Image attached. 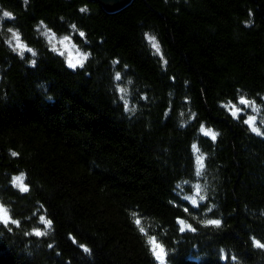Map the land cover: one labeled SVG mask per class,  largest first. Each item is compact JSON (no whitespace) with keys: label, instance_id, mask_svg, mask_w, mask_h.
Segmentation results:
<instances>
[{"label":"trees","instance_id":"16d2710c","mask_svg":"<svg viewBox=\"0 0 264 264\" xmlns=\"http://www.w3.org/2000/svg\"><path fill=\"white\" fill-rule=\"evenodd\" d=\"M0 17V264H159L154 244L166 264H264V0H0Z\"/></svg>","mask_w":264,"mask_h":264},{"label":"snow or ice","instance_id":"6c2138e0","mask_svg":"<svg viewBox=\"0 0 264 264\" xmlns=\"http://www.w3.org/2000/svg\"><path fill=\"white\" fill-rule=\"evenodd\" d=\"M81 11H86V9H81ZM3 17H9V18H11V17H12V14H11L10 12L5 11V12H3ZM0 19H2V17H0ZM72 27L75 28V25H73ZM9 31H12V30L9 29ZM45 34L47 35V33H45ZM79 35H80L81 37H83L85 34H84L83 32H80ZM13 36H14V38H15V39L17 40V42H18V43H17V46H18L19 48H21V49H24L25 46H24L23 44H20V43H19V36H18V34H17V33H13ZM52 38H54V37H50V41H51ZM68 39H69L68 37H65V38H64L65 41L68 40ZM149 40H150V42L152 43V46H153L154 48H156L157 51H159V45H158V43H156V41H155V37H151V36H150V37H149ZM61 43H63V41H61ZM54 48H55V46H54ZM27 50H28V51H32L31 49H27ZM33 55H35V53H33ZM86 59H87V56H86V55H84V56H82L80 59H78V60L76 61V63H73L72 60L70 59V60H69V65H70L71 67H73V68H75V67L77 66V64H80V65L82 66L83 61L86 60ZM32 63L35 64V61H33ZM116 79H117V80L120 79V75H119V74L116 75ZM120 91L123 92L124 89H121ZM240 103H241V104H245V105H247V104L250 103V101H248V100L244 99L243 97H241V99H240ZM233 108H235V106H233ZM238 111H239V109L234 110V111L232 112V115H233V116H236ZM253 119H254V118H251V117H250L248 120L245 121V123H247V124H249V125H252V123H253ZM251 130H252L253 132H256L258 135L260 134L259 129L256 128V127H252ZM200 131H201L202 133H204V135H206V136H210V137L212 138V140H215V139H216V135H217V134L214 133V132H212L210 129H205L203 126H201V127H200ZM193 148L195 149V148H196V145H193ZM13 155H17V153H13ZM199 159H201V158H198V160H199ZM197 174H199V173H197ZM14 183H15L18 187H20L22 191H27V190H28L27 187L23 184V177H22V176H18V177H16V178L14 179ZM192 203L195 204L196 201L193 200ZM40 219H41V221H42L43 223H46V224H48L49 226H51V221H50V220H45L44 217H41ZM9 220H10V217L8 216L7 210L3 207V205H0V221H3L5 224H7V223L9 222ZM12 223H18V222H17V221H12ZM137 223H139V221H137ZM181 223H183V222H181ZM208 223H209V224H213V225H217V226H218V225L220 224V221H219V220H210V221H208ZM43 234H44V233H42V232L39 231V230H37V231L35 232V235H37V236H41V235H43ZM255 244H256L257 247L264 248V244H261L260 241H255ZM85 251H88V249L85 248ZM158 258H159V256H158ZM233 259H235V257H233Z\"/></svg>","mask_w":264,"mask_h":264},{"label":"rangeland","instance_id":"374dc122","mask_svg":"<svg viewBox=\"0 0 264 264\" xmlns=\"http://www.w3.org/2000/svg\"><path fill=\"white\" fill-rule=\"evenodd\" d=\"M47 37H48V41L50 43V46H51L52 50H54L58 54H61L65 58V60H66V62H67L68 65H69V60L70 59L72 60L73 63H76V61L78 59H80L82 56H84V55L87 56V54L85 52H83L77 45H75L74 42L72 41V39L69 38V37H68L69 39L66 40V41L64 40V38L66 36L59 37V36H57L56 34H53V33H47ZM50 37H54V38H52L51 41H50ZM61 41H63V43H61ZM17 43H18L17 40L13 36L12 37V44H13V47L18 52H20V53H27V52H30L31 53L32 52V51H28L27 50L29 48L24 44V42L20 39V37H19V43L20 44H23L25 46V48L24 49L19 48L17 46ZM54 46H55V48H54ZM85 61L86 60L83 61V64H84ZM80 66H81L80 64H77V66L75 68L80 67ZM242 105H245V104H242ZM247 105H250V103L247 104ZM236 109L237 108H234V110H236ZM250 109L251 110H254V106H251ZM250 117L251 116H249V118ZM251 118H254L253 119V123H252V126H254V123L256 121L255 120L256 118H255V116H252ZM193 200L196 201V203H195V205H196L198 203L197 198H193L192 201ZM0 205H2V204L0 203ZM7 213H8V211H7ZM8 216L10 217V214L9 213H8ZM10 220H11V217H10ZM0 223H4V222L3 221H0ZM153 248H154V253H155V256H156L159 264H166V253H165L164 248L161 247L158 244H154L153 245ZM158 256H159V258H158Z\"/></svg>","mask_w":264,"mask_h":264},{"label":"water","instance_id":"95a60500","mask_svg":"<svg viewBox=\"0 0 264 264\" xmlns=\"http://www.w3.org/2000/svg\"><path fill=\"white\" fill-rule=\"evenodd\" d=\"M98 2L102 7L110 12L115 13L126 8L133 0H92Z\"/></svg>","mask_w":264,"mask_h":264}]
</instances>
